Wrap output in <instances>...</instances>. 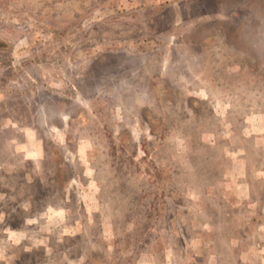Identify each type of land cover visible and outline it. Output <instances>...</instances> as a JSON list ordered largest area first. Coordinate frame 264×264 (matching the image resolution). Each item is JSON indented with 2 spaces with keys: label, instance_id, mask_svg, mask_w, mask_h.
Returning a JSON list of instances; mask_svg holds the SVG:
<instances>
[{
  "label": "rangeland",
  "instance_id": "rangeland-1",
  "mask_svg": "<svg viewBox=\"0 0 264 264\" xmlns=\"http://www.w3.org/2000/svg\"><path fill=\"white\" fill-rule=\"evenodd\" d=\"M0 264H264V0H0Z\"/></svg>",
  "mask_w": 264,
  "mask_h": 264
}]
</instances>
